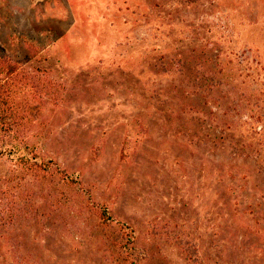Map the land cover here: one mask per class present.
Returning a JSON list of instances; mask_svg holds the SVG:
<instances>
[{"label": "rangeland", "instance_id": "1", "mask_svg": "<svg viewBox=\"0 0 264 264\" xmlns=\"http://www.w3.org/2000/svg\"><path fill=\"white\" fill-rule=\"evenodd\" d=\"M3 56L62 66V100L41 108L31 142L134 230L137 264H264V0H0ZM208 69L224 83L196 94ZM164 101L182 126L230 129L262 150L175 134ZM62 227L14 234L46 264H114ZM10 252L0 236V264Z\"/></svg>", "mask_w": 264, "mask_h": 264}, {"label": "trees", "instance_id": "2", "mask_svg": "<svg viewBox=\"0 0 264 264\" xmlns=\"http://www.w3.org/2000/svg\"><path fill=\"white\" fill-rule=\"evenodd\" d=\"M159 60L166 71H172L173 59L162 56ZM195 60L197 66L205 65V59ZM189 61L181 63L185 66ZM56 69L62 70V66L57 65ZM56 69L29 67L12 56L0 57V170L8 163L13 165L5 169L10 170L8 176L0 171V236L10 247L13 264H46L41 253L30 249L27 237L14 231L23 224L49 230L60 222L65 231L94 240L114 264H137L141 250L134 230L98 205L79 177L57 160L42 156L31 142L41 108L48 100L55 103L62 100V83ZM212 71H198L193 77L199 87L196 94L206 86L223 85L222 77ZM26 88L27 93L20 95L19 90ZM241 96L259 99L254 93L242 92ZM159 105L174 124L175 134L186 132L190 140L210 141L216 149L228 144L240 155L262 150L253 139L230 133V129H221L211 137L210 128L204 123L198 127L193 119H188L182 126L177 123L181 115L174 116L167 101ZM1 262L6 264L4 257Z\"/></svg>", "mask_w": 264, "mask_h": 264}]
</instances>
